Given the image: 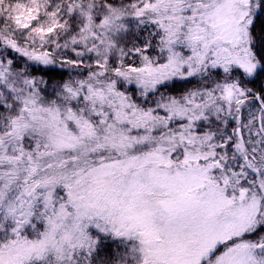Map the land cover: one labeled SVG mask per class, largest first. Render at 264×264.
I'll use <instances>...</instances> for the list:
<instances>
[{
    "label": "snow or ice",
    "instance_id": "1",
    "mask_svg": "<svg viewBox=\"0 0 264 264\" xmlns=\"http://www.w3.org/2000/svg\"><path fill=\"white\" fill-rule=\"evenodd\" d=\"M0 264H264V0H0Z\"/></svg>",
    "mask_w": 264,
    "mask_h": 264
}]
</instances>
